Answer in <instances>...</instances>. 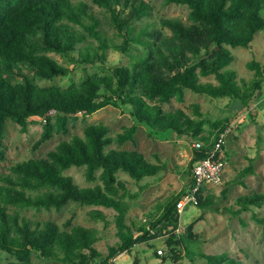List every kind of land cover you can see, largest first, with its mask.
<instances>
[{"label":"trees","instance_id":"1","mask_svg":"<svg viewBox=\"0 0 264 264\" xmlns=\"http://www.w3.org/2000/svg\"><path fill=\"white\" fill-rule=\"evenodd\" d=\"M0 0V152L7 121L12 119L26 131L32 117H41L44 129L35 143L39 147L54 132H67L70 121L108 106H128L135 122L116 135L103 122L88 124L83 134L61 140L44 156L18 161L9 172L0 174V248L15 253L18 260L0 264H37L34 254L47 264H118L112 259L135 246L166 235L170 253L178 258V248L186 244L180 234L181 210L177 202L184 190L158 202V215L146 223L131 218V193L123 170L140 181L158 174L166 165L154 162L139 149L113 146L135 141L141 125L151 136L167 137L172 132L189 133L204 140L196 147L189 164L187 180L192 182L196 162L208 156L219 133L230 126L228 117L210 123L200 105L195 116L182 108L168 110L166 103L185 100L188 89L211 97L228 98L236 114H242L262 88L264 70L252 60L256 77L240 82L232 47H252L256 34L264 29V0H165L186 5L189 20L149 18V0ZM95 6L106 11L103 17ZM107 18V19H106ZM105 23L112 25L111 32ZM168 28V32L165 29ZM110 50L127 55L129 61L117 64L109 73H86L67 87L43 84L69 75L73 68L52 54L64 56L75 68L106 69ZM214 76L215 80L204 79ZM233 117V116H232ZM206 129L209 133L205 134ZM225 144L223 145L224 148ZM254 158L240 172L243 178L255 173ZM84 166L89 181L81 186L66 171ZM100 172V173H99ZM99 173V174H98ZM146 186V185H145ZM145 186H142L143 188ZM199 194V206H209L215 194ZM228 192V186L222 193ZM70 202L114 208L120 240L104 255L97 247L98 230L69 220L70 228L56 221H35L21 213L27 207L62 209ZM238 208H225L235 215L264 204V193L248 192L236 197ZM95 218H106L102 210H91ZM264 224V217L254 214ZM195 222L187 228V238L195 241ZM155 255L159 254L158 249ZM208 264H242L227 251L205 253ZM182 256V255H181Z\"/></svg>","mask_w":264,"mask_h":264},{"label":"rangeland","instance_id":"2","mask_svg":"<svg viewBox=\"0 0 264 264\" xmlns=\"http://www.w3.org/2000/svg\"><path fill=\"white\" fill-rule=\"evenodd\" d=\"M92 4L91 0H87ZM152 4L153 20L161 17L180 18L185 22L189 20V8L186 5L176 3H166L165 0H149ZM96 11L101 16L106 15L100 7L95 6ZM264 16V9L262 11ZM107 19V18H106ZM106 27L113 32L114 27L105 23ZM165 31H169L168 28ZM252 47H232L234 61L230 66L236 70L240 82L245 79L250 83L256 77L255 68L250 66L252 60L260 62L264 70V29L259 31L253 41ZM59 62L73 68V71L64 77H58L52 81H43V84H61L67 87L72 81L78 82L86 73L99 72L106 74L117 64H125L129 57L117 50H110L106 69L89 67L87 72L82 68H75L73 63L59 54H52ZM204 79L215 80L214 76ZM199 104L204 117L209 120L207 128L211 127V122L228 117L232 120V132L228 136L223 148V155L229 168V180L219 185L206 189L205 194H215V202L209 206H199L198 204L188 205L181 212L180 234L186 244L178 248V258L170 253L166 244V235H160L150 242H144L135 246L129 252H123L112 262L118 264H208L205 253H216L227 251L233 257H237L242 264H264V224L254 219V214L264 217V204L262 206H252L243 210L240 215H235L225 208H238L235 203L236 197L240 194L261 191L264 193V77L262 88L248 104L253 106L248 113L236 114L233 105L228 103V98L211 97L204 93H197L188 89L185 100L173 99L171 103H166L168 110L182 108L187 113L195 116L193 104ZM244 114V115H243ZM233 116V117H232ZM225 121V120H224ZM44 120L41 117H32L26 131L22 130L21 124L15 120L8 119L7 131L4 138V145L0 152V174L10 171V166L18 161L27 160L34 157L44 156L48 150L54 148L61 140L68 139L74 134H83L85 127L90 123L103 122L110 128V134L116 135L122 132L124 127L135 122L132 110L128 106L108 105L93 114L79 117L70 121L67 132H54L53 136L43 142L39 147L35 143L41 136L44 129ZM209 133L206 129L205 134ZM135 141H127L119 144L117 141L113 146L139 149L154 162H161L166 166L156 175L146 176L138 181L131 177L129 173L120 170L118 177L125 180L131 193L139 191L135 198L129 197L130 210L128 220L131 218L139 223L148 222L154 215H158L156 204L164 201L169 195L176 194L187 187V174L189 164L194 157L196 140H204L200 137L189 135V133H170L169 136H151L146 126L141 125L135 134ZM254 158L255 173H249L243 180L247 184L241 183V170ZM225 160V161H226ZM73 175L76 182L81 186H91L102 182L97 179L89 181L85 176L84 166H73L66 171ZM100 173V172H99ZM98 173V174H99ZM146 185V186H145ZM228 186V192L222 193L224 187ZM142 186H145L144 188ZM102 210L106 218H95L90 213L91 210ZM21 213L32 220L56 221L62 228H70L69 220L73 223H80L98 230L100 240L95 244L104 254L109 253V247L115 245L120 237L116 222L117 211L112 207L97 204L77 205L70 202L62 209L27 207ZM146 222V223H147ZM197 239L192 241L187 238V228L192 223ZM164 248L165 257L154 254L156 249ZM182 255V256H181ZM18 260L15 253L0 248V263ZM33 260L37 264H47L50 261L34 254Z\"/></svg>","mask_w":264,"mask_h":264},{"label":"built area","instance_id":"3","mask_svg":"<svg viewBox=\"0 0 264 264\" xmlns=\"http://www.w3.org/2000/svg\"><path fill=\"white\" fill-rule=\"evenodd\" d=\"M253 106L246 107L245 113L251 111ZM244 115V114H243ZM232 125L222 130L208 156L199 159L194 166V177L189 187L183 192L177 202L181 211L190 205L198 204L200 192L205 191L211 185L222 184L225 180V159L222 155L223 145L232 132ZM202 141L196 140L195 147H201ZM159 254H164V248L158 249Z\"/></svg>","mask_w":264,"mask_h":264},{"label":"crops","instance_id":"4","mask_svg":"<svg viewBox=\"0 0 264 264\" xmlns=\"http://www.w3.org/2000/svg\"><path fill=\"white\" fill-rule=\"evenodd\" d=\"M222 155H223V152H222ZM223 157H224V155H223ZM224 159H225V157H224ZM225 160H226V159H225ZM226 162H227V160H226ZM229 175H230V174H229V168H227V166H226V173H225V179H224L226 182L229 180V178H228ZM225 181H224V182H225ZM190 184H191V182L189 181L188 184H187V187L184 189V191L189 187ZM212 187H213V186H210L208 189H211ZM205 191H207V190H205Z\"/></svg>","mask_w":264,"mask_h":264}]
</instances>
